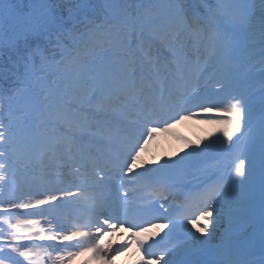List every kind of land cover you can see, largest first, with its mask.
Returning <instances> with one entry per match:
<instances>
[{"label": "snow or ice", "instance_id": "1", "mask_svg": "<svg viewBox=\"0 0 264 264\" xmlns=\"http://www.w3.org/2000/svg\"><path fill=\"white\" fill-rule=\"evenodd\" d=\"M197 110L223 140L142 162ZM119 228L138 264H264V0H0V264H113Z\"/></svg>", "mask_w": 264, "mask_h": 264}, {"label": "bare ground", "instance_id": "2", "mask_svg": "<svg viewBox=\"0 0 264 264\" xmlns=\"http://www.w3.org/2000/svg\"><path fill=\"white\" fill-rule=\"evenodd\" d=\"M214 113L216 115L201 118L199 116L206 114L198 112L194 115L196 118L191 117L188 120L173 123L167 132L158 130L157 136L152 139L150 143L145 145L144 152L141 153L142 162L151 164L154 161H161L164 158H175L177 155L183 154L182 150L186 151L192 146L202 145L203 143L217 138L223 140V134L220 128L205 122L207 118L221 117L223 115L222 113L212 112V114ZM215 162L216 161H213L212 163ZM162 226L163 223L160 224L159 228H154L152 230L160 234L161 231H164ZM189 228H191V225H189ZM165 232H167V230ZM129 235L130 233L126 228H119L115 234L109 235L106 232L100 238L101 247L108 248L109 250L111 247L118 244L125 243L126 241L128 242L129 246L125 248L120 255L111 257L113 264H138L142 251L138 250L134 242L128 241ZM86 259L89 264L103 263L102 259H91L90 254H86L84 257H78L74 261V264H82ZM145 259L148 258L146 257Z\"/></svg>", "mask_w": 264, "mask_h": 264}, {"label": "rangeland", "instance_id": "3", "mask_svg": "<svg viewBox=\"0 0 264 264\" xmlns=\"http://www.w3.org/2000/svg\"><path fill=\"white\" fill-rule=\"evenodd\" d=\"M258 218V217H257Z\"/></svg>", "mask_w": 264, "mask_h": 264}]
</instances>
